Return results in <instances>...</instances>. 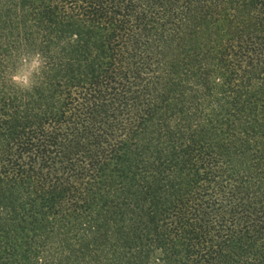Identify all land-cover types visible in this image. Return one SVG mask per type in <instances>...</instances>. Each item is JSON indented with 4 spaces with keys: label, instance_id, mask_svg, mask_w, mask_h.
<instances>
[{
    "label": "trees",
    "instance_id": "16d2710c",
    "mask_svg": "<svg viewBox=\"0 0 264 264\" xmlns=\"http://www.w3.org/2000/svg\"><path fill=\"white\" fill-rule=\"evenodd\" d=\"M0 264H264V0H0Z\"/></svg>",
    "mask_w": 264,
    "mask_h": 264
},
{
    "label": "clouds",
    "instance_id": "9594fccd",
    "mask_svg": "<svg viewBox=\"0 0 264 264\" xmlns=\"http://www.w3.org/2000/svg\"><path fill=\"white\" fill-rule=\"evenodd\" d=\"M46 60L39 53L21 56L15 69L10 73V84L23 92H30L37 85V77L45 70Z\"/></svg>",
    "mask_w": 264,
    "mask_h": 264
}]
</instances>
